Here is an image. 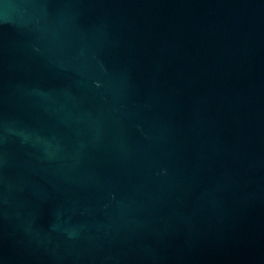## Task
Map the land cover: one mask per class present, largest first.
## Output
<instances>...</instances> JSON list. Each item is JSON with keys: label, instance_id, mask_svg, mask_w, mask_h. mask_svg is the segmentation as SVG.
<instances>
[{"label": "water", "instance_id": "95a60500", "mask_svg": "<svg viewBox=\"0 0 264 264\" xmlns=\"http://www.w3.org/2000/svg\"><path fill=\"white\" fill-rule=\"evenodd\" d=\"M0 264H264V0H0Z\"/></svg>", "mask_w": 264, "mask_h": 264}]
</instances>
